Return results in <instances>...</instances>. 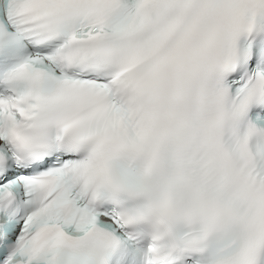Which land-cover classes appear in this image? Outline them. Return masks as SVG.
<instances>
[{"label":"snow or ice","instance_id":"1","mask_svg":"<svg viewBox=\"0 0 264 264\" xmlns=\"http://www.w3.org/2000/svg\"><path fill=\"white\" fill-rule=\"evenodd\" d=\"M0 264H264V0H0Z\"/></svg>","mask_w":264,"mask_h":264}]
</instances>
